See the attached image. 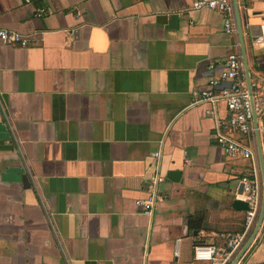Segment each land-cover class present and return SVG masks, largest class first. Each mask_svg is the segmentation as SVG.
I'll return each instance as SVG.
<instances>
[{
	"label": "crops",
	"instance_id": "0c3cea01",
	"mask_svg": "<svg viewBox=\"0 0 264 264\" xmlns=\"http://www.w3.org/2000/svg\"><path fill=\"white\" fill-rule=\"evenodd\" d=\"M193 1L0 0V29L28 41L0 42V264H210L196 247L244 231L231 202L253 163L227 158L229 111L200 93L228 85L238 15L262 125L264 0H230L231 35ZM236 264H264V217Z\"/></svg>",
	"mask_w": 264,
	"mask_h": 264
},
{
	"label": "built area",
	"instance_id": "2783aa9c",
	"mask_svg": "<svg viewBox=\"0 0 264 264\" xmlns=\"http://www.w3.org/2000/svg\"><path fill=\"white\" fill-rule=\"evenodd\" d=\"M28 1V0H27ZM191 10H215L224 17V31L227 35L234 34L235 24L233 17V7L230 0H194L190 7ZM264 34V28H263ZM264 36V35H263ZM0 42L7 44H17L25 47L28 41L19 34L0 29ZM242 62L240 55L232 53L227 56L225 61V71L221 74L224 86L218 92L213 93L209 90L200 93L201 99L209 101L212 104L224 102L229 117L227 121L219 128L215 139L216 143L224 150L230 160L244 159L251 160L253 163L252 174H244L241 177L242 193L244 201L248 203L249 209L245 212V225L242 233L230 235L226 241L224 251H219L214 247H196L194 250V259L197 261H207L210 264H227L237 251L244 245L249 237L259 212L261 203V182L259 174L255 168L257 156L251 146L243 141L233 138L232 134H238L242 137L250 138L254 142V128L252 125V110L249 102V96L244 87L241 77ZM263 104H254L255 112L262 109ZM264 142V122L258 128ZM158 157V153L154 154ZM162 181V176L155 173L151 177L150 188L154 191L156 185ZM155 201L153 194L148 199H139L135 201V206L143 212H150Z\"/></svg>",
	"mask_w": 264,
	"mask_h": 264
},
{
	"label": "water",
	"instance_id": "95a60500",
	"mask_svg": "<svg viewBox=\"0 0 264 264\" xmlns=\"http://www.w3.org/2000/svg\"><path fill=\"white\" fill-rule=\"evenodd\" d=\"M234 3V9L235 13H237V4L236 0H233ZM236 27L238 31V35L240 38V48H241V59H242V65L245 73V78H246V85H247V91H248V96H249V102L252 110V124L254 128V134H255V139H256V145H257V156L259 160V165H260V171H261V203H260V208L259 212L256 218L255 225L250 233V236L248 237L247 241L243 245V247L240 249V251L237 253L235 258L231 261L230 264H236L240 257L243 255V253L246 251L252 240L254 239L261 222L264 217V158H263V153H262V148H261V141H260V135H259V130H258V124H257V114L255 112L254 108V98L252 95V83L250 81L249 77V71L247 68V60H246V55H245V49L243 45V40H242V31H241V25L240 21L237 15V20H236ZM179 175L178 171H172L171 173L168 174V177L172 179L173 181L177 180V177ZM242 192V185L240 184L239 189H238V194H241ZM231 208L236 211H241V212H246L249 209L248 203L244 201L241 198H233L231 202Z\"/></svg>",
	"mask_w": 264,
	"mask_h": 264
}]
</instances>
